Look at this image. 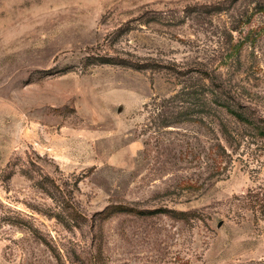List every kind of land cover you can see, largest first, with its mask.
Listing matches in <instances>:
<instances>
[{
	"label": "rangeland",
	"instance_id": "1",
	"mask_svg": "<svg viewBox=\"0 0 264 264\" xmlns=\"http://www.w3.org/2000/svg\"><path fill=\"white\" fill-rule=\"evenodd\" d=\"M229 97L264 119V0H0V264H264Z\"/></svg>",
	"mask_w": 264,
	"mask_h": 264
},
{
	"label": "trees",
	"instance_id": "2",
	"mask_svg": "<svg viewBox=\"0 0 264 264\" xmlns=\"http://www.w3.org/2000/svg\"><path fill=\"white\" fill-rule=\"evenodd\" d=\"M232 102H233V99L229 97L228 100L226 99L225 102L223 103L222 106L225 108L226 112L231 114V116H233L237 122H242L243 124H245L247 128L253 131H258L264 135V119L258 118V116H255V113L250 107L245 106V105H239V104L237 106H234ZM261 123L263 124V126L261 125ZM224 138L227 142L228 141L227 138H229V136L224 134ZM261 203H262L261 206L264 207V199L262 198L259 199V204ZM126 208H124L123 206H118V207L110 206L104 209V211H102L100 215L102 216V218H107L114 211L128 210Z\"/></svg>",
	"mask_w": 264,
	"mask_h": 264
}]
</instances>
